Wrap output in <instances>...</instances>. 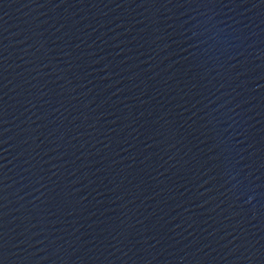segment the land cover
Segmentation results:
<instances>
[{
	"label": "water",
	"instance_id": "water-1",
	"mask_svg": "<svg viewBox=\"0 0 264 264\" xmlns=\"http://www.w3.org/2000/svg\"><path fill=\"white\" fill-rule=\"evenodd\" d=\"M4 264H264V0H0Z\"/></svg>",
	"mask_w": 264,
	"mask_h": 264
},
{
	"label": "snow or ice",
	"instance_id": "snow-or-ice-1",
	"mask_svg": "<svg viewBox=\"0 0 264 264\" xmlns=\"http://www.w3.org/2000/svg\"><path fill=\"white\" fill-rule=\"evenodd\" d=\"M0 264H4V262H3V260H2V259H0Z\"/></svg>",
	"mask_w": 264,
	"mask_h": 264
}]
</instances>
